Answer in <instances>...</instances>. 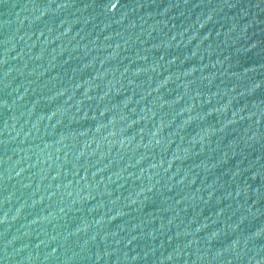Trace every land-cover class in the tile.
<instances>
[{"label": "water", "instance_id": "95a60500", "mask_svg": "<svg viewBox=\"0 0 264 264\" xmlns=\"http://www.w3.org/2000/svg\"><path fill=\"white\" fill-rule=\"evenodd\" d=\"M0 264H264V0H0Z\"/></svg>", "mask_w": 264, "mask_h": 264}]
</instances>
